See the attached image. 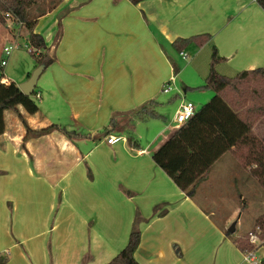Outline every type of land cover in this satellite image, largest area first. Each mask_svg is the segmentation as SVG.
Wrapping results in <instances>:
<instances>
[{
    "label": "crops",
    "instance_id": "1",
    "mask_svg": "<svg viewBox=\"0 0 264 264\" xmlns=\"http://www.w3.org/2000/svg\"><path fill=\"white\" fill-rule=\"evenodd\" d=\"M42 16L35 32L52 47L55 62L36 87L45 75L51 103L43 108L38 90L39 111H21L33 129L70 122L74 129L65 128L75 135L59 128L25 139L18 115L6 111L0 256L7 264H106L136 226L140 264H253L232 240L245 234L234 235L239 207L219 219L221 205L212 196L206 197L209 204L195 192L188 196L154 162L152 154L180 126H161L151 137L150 123L163 117L157 109L163 84L176 82L177 38L210 34L203 46L184 51L207 49L210 64L217 48L225 58L217 65L223 75L264 65V8L258 0H63ZM0 25L8 35L10 24ZM31 73L14 81L3 71L0 82L19 85ZM150 100L158 102L161 117L138 119L136 112ZM109 136L118 140L110 144ZM256 264H264V246L256 250Z\"/></svg>",
    "mask_w": 264,
    "mask_h": 264
},
{
    "label": "trees",
    "instance_id": "2",
    "mask_svg": "<svg viewBox=\"0 0 264 264\" xmlns=\"http://www.w3.org/2000/svg\"><path fill=\"white\" fill-rule=\"evenodd\" d=\"M55 8L63 0H51ZM138 3L142 0H130ZM44 0H0V23L6 25L5 13L11 12L20 19L29 31L28 43L38 53V64L45 69L55 62L52 47L47 46L44 37L35 32L39 17L47 11L41 10ZM264 8V0H258ZM38 8V13L35 10ZM211 39L210 34H199L188 38H177L172 46L181 52L189 45L203 46ZM58 36L53 44L56 47ZM217 48H213L208 76L203 85L197 88L211 89L213 96L196 110L195 115L174 133L152 154L156 165L183 190L193 197L198 185L203 182L211 167L227 152H232L245 169H250L264 187V143L256 135L254 126L264 116V65L255 69L243 70L235 76L221 74L217 65L224 61ZM175 74L177 68L175 67ZM36 91L25 94L14 82H0V135L5 132L6 111L15 112L26 129L25 139L41 136L54 129L57 124L42 129H33L21 109L28 114L39 111L35 98ZM158 102L150 100L136 112L140 120L161 117L156 110ZM114 119L110 120L112 124ZM72 138L75 132L60 128ZM139 216L137 215V221ZM264 236V214L256 220ZM227 235L233 236L227 231ZM233 242L243 252L255 247L247 237H232ZM141 241V231L135 226L126 246L106 264H140L135 252ZM8 258L0 256V264H7Z\"/></svg>",
    "mask_w": 264,
    "mask_h": 264
},
{
    "label": "rangeland",
    "instance_id": "3",
    "mask_svg": "<svg viewBox=\"0 0 264 264\" xmlns=\"http://www.w3.org/2000/svg\"><path fill=\"white\" fill-rule=\"evenodd\" d=\"M52 5L53 2L51 0H44L40 5V9L47 11V16L55 9L52 8ZM38 11L37 8L35 12L38 13ZM42 18L43 16L38 19V23L42 21ZM8 23L9 21L7 20V24ZM10 23L11 26L7 28L9 32H7L8 35L6 36V32L3 30L5 27L0 25V62L3 58H6L2 54V48L6 45H10L13 40H15L17 43L16 47L12 54L6 58L7 65L3 67L2 70L7 78L18 81V79L26 75V73L34 71L32 67L38 64L37 57L34 55L38 56V53L28 43L29 31L26 26L23 24L21 27H18V23L14 21ZM17 30H19V34L18 37L15 35L17 37L16 39L13 38V35ZM197 50L198 49L193 48L189 49L188 59L182 58L178 51L174 50V58L176 60L174 64L177 68L176 82L171 85L172 87L169 92H163L162 90L159 96L160 104L157 109L161 112L163 117L151 121L150 124H153L151 128L152 132L150 133L151 137L161 126L162 128H165L167 124L174 128L180 126L174 120L176 111L182 101H191L198 109L213 96L214 92L211 89L197 88L204 84V75L207 73V67L210 66L207 49L199 53H197ZM2 70H0L1 73L3 72ZM44 78H46L45 75L41 78L35 91L42 90L43 98L45 99L42 102V107L47 110V107L50 106L51 99L47 93L45 94L44 86L42 85ZM183 83L190 87H186ZM166 84L167 82L163 84V89ZM262 118L258 120L255 126L258 124L256 127L257 131L264 135V119ZM170 121L171 123H169ZM65 126L67 128L69 127V130L74 129L73 124L70 122L62 124V128H65ZM173 132L174 131H172V133ZM256 135L258 136L257 133ZM208 177V180L198 185L195 191V197L201 201V203L209 204L208 200L206 201V197L212 196L216 200V204L221 205V207L218 208L219 219L230 207V211L233 207H239L235 219H238L240 224L237 226L234 235L245 233L238 237L244 236L248 238V232L255 227L256 217L264 212V187L259 180L251 174L249 168L245 169L243 167L232 152H227L216 164H214ZM232 223L233 222H231V224Z\"/></svg>",
    "mask_w": 264,
    "mask_h": 264
},
{
    "label": "built area",
    "instance_id": "4",
    "mask_svg": "<svg viewBox=\"0 0 264 264\" xmlns=\"http://www.w3.org/2000/svg\"><path fill=\"white\" fill-rule=\"evenodd\" d=\"M5 16L7 18V20L9 21V24L11 26L10 22H16L18 23V27H21L23 25V22L18 19L16 16H14L11 12H7L5 13ZM18 31L17 30L14 33L13 38L18 37ZM17 37H16V36ZM16 42L15 40H13V42L10 45H6L2 48V54L7 58L9 57L13 50L16 47ZM31 49V48H30ZM180 56L184 59H188L189 58V54L186 51H181L180 52ZM3 58L0 62V66L1 67H5L7 65V59ZM175 79L172 78L170 81L167 82V84L165 85L163 91L164 92H169V90H171V85L174 84ZM37 97H40V94H36ZM197 108L195 107V105L191 102V101H182L176 111V116H175V122L177 124H179L180 126L185 124L186 122H188L196 113ZM118 140L117 137L115 136H109L107 141L108 143H114ZM263 234V230L259 225H256L253 230L248 232V238L250 239V241L252 242V244L255 246V248L253 250H249L244 252V256L246 260L251 261L253 264H256V250L257 248L264 246V237H262Z\"/></svg>",
    "mask_w": 264,
    "mask_h": 264
},
{
    "label": "water",
    "instance_id": "5",
    "mask_svg": "<svg viewBox=\"0 0 264 264\" xmlns=\"http://www.w3.org/2000/svg\"><path fill=\"white\" fill-rule=\"evenodd\" d=\"M45 69V64H39L34 71L31 73L30 77L25 81L19 84L20 89L27 95L32 94L35 91V87L38 82L40 74ZM236 228V221L231 224L228 228L230 233H234Z\"/></svg>",
    "mask_w": 264,
    "mask_h": 264
}]
</instances>
